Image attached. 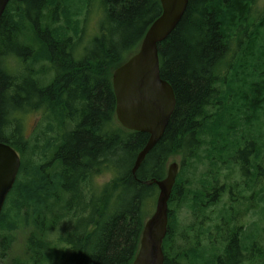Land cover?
<instances>
[{"label":"trees","instance_id":"1","mask_svg":"<svg viewBox=\"0 0 264 264\" xmlns=\"http://www.w3.org/2000/svg\"><path fill=\"white\" fill-rule=\"evenodd\" d=\"M89 1L10 0L1 15L0 141L16 149L21 167L7 196L11 205L0 213V256L22 222L31 225L25 256L8 264H132L158 192L152 181L163 179L178 155L164 264H239L242 239L244 248L254 239L255 264H264L256 223L255 236L236 227L249 195L264 202V0H188L158 44L160 76L173 89L175 109L135 174L149 135L117 123L112 73L138 50L162 7L159 0H98V34L80 46L77 7ZM33 112L42 118L28 135L24 119ZM205 161L198 183L182 178L186 167ZM237 167L245 185L228 181ZM105 171L112 179L96 185ZM221 175L228 200L216 196ZM181 208L192 223L179 231ZM64 220L71 227L53 239ZM219 229L222 256L213 233Z\"/></svg>","mask_w":264,"mask_h":264},{"label":"water","instance_id":"2","mask_svg":"<svg viewBox=\"0 0 264 264\" xmlns=\"http://www.w3.org/2000/svg\"><path fill=\"white\" fill-rule=\"evenodd\" d=\"M9 1L0 0V18ZM159 1L161 14L148 27L138 50L112 73L116 121L124 129L149 135L147 143L136 155L131 169L133 174L162 137L176 104L171 85L160 76L158 44L175 29L188 0ZM20 167L18 152L0 141V213ZM178 169V164L173 162L163 179L152 181L158 188L155 207L144 222L132 264H164L162 242L167 232L168 200Z\"/></svg>","mask_w":264,"mask_h":264},{"label":"rangeland","instance_id":"3","mask_svg":"<svg viewBox=\"0 0 264 264\" xmlns=\"http://www.w3.org/2000/svg\"><path fill=\"white\" fill-rule=\"evenodd\" d=\"M261 7H262V3L260 2L257 5V9L260 10ZM77 8L81 11V14L79 16V23H78V27H79L78 31H80L78 38L81 40V41L79 40L80 41L79 44L80 46L81 45L85 46V44L88 43V41L90 40L92 36H95L98 34L97 32L98 22L101 18L100 6H99L98 0L97 1L90 0L89 2H86V4H84L83 6L79 5ZM255 10L252 12V14H254ZM38 67L40 66H35L36 69H40ZM41 118H42V115L36 112L29 113L28 115H26L24 119L25 133L28 135L34 134L36 126L40 122ZM205 139L208 141L209 138L206 137ZM208 149H209L208 145L204 144L202 147L201 156H204L208 152ZM180 161H181L180 156L178 155L172 156L168 161V166L173 162H176L179 166ZM207 163H208L207 161H205L204 164L199 163V162H194V166L185 168L184 172L182 173V178L193 182V185H195V183H198V179L201 177V173L208 169ZM179 169H180V166H179ZM226 172H227L226 170H222V175L227 174ZM222 175H221V179L225 178ZM112 177L113 176L110 172L105 171V172H102L97 178H95L94 183L98 186H102L106 183H109ZM228 181L230 182L236 181L240 183V177L238 176L236 169L231 171V173L229 174ZM11 199L12 198L9 197L7 198V201H6L7 203L5 202L6 205H9V207L11 205ZM155 199L153 203L151 204V206L150 205L148 206L146 219L149 218V216L154 211ZM248 209L251 212L250 213L251 216L249 217L248 221L247 219H245V222H243V226L246 228V226L250 222L252 223V221L250 220H253V222L256 223L259 229L258 238L256 239L257 246L259 248L262 247V249L264 250V202L259 205H256L253 201L248 207ZM187 216H188V213L186 209L181 208L178 212V221H179L178 230L179 231H180V228L181 229L184 228V225L186 223H189L192 217V216L191 217L189 216L187 217ZM66 221L67 220H64L62 221V223L58 225L56 231L53 234V239H55L59 233H64L66 230H68L71 227V224H68V222ZM256 225L252 223L250 226L247 227V231L249 232L251 231L252 235L254 236L257 235ZM30 230H31V225L27 226V225H24L22 222L18 223L17 230H15L12 233L13 242L10 245V248L6 253V256L5 257L0 256V264H8L11 260H14L16 258H22L23 256H25V243H26V238ZM211 253L214 254L215 249Z\"/></svg>","mask_w":264,"mask_h":264},{"label":"flooded vegetation","instance_id":"4","mask_svg":"<svg viewBox=\"0 0 264 264\" xmlns=\"http://www.w3.org/2000/svg\"><path fill=\"white\" fill-rule=\"evenodd\" d=\"M237 173H238V176L240 177V182L243 185H245L246 184L245 183L246 178L243 175H241L240 168L239 167H237ZM251 176H252V172L251 171H248V178H247V180H248V182H251L254 185L255 178L254 177L251 178ZM219 188L220 189L217 191V195L216 196H219L220 195V197H221L222 200H225V199L228 200L229 194H230L229 192L230 191H229V189H227V190L224 189L223 179H221V177H220ZM211 192H213V190H210L206 194L209 195ZM233 195L234 196L237 195L236 191L233 193ZM254 198H255V193L253 192L251 195H249V200H248L249 206L254 201ZM250 213L251 212H250L249 209L247 211H245L244 209L241 210V213L236 216L237 219H238V223H239V224H236V227L237 228H239V229L240 228H245L243 226V222H245V219H247V221L249 220V217L251 216ZM207 221L208 220H207V217H206V221H204V223H203L205 226L207 224ZM250 221H252V223H253V220H250ZM191 223H192V217H191V219H190V221H189L188 224H191ZM252 223L250 222L246 227L250 226ZM213 233H217L216 237H218V242H217L218 253H219L220 256H222L223 250H224V242H223L222 237H221V235H222V229H219L217 231H213ZM237 233H239V231ZM249 233L250 232L247 231V234L246 235L249 236ZM241 238H242V234H241ZM247 242H248V244H246V246L244 248L243 239H242V245H241V247L243 249L241 250V248L238 247L239 250H241V255H242L241 256V262L239 264H255V245H254V239H251V240L249 239ZM210 246H211V244H210ZM246 249H247V251H246Z\"/></svg>","mask_w":264,"mask_h":264},{"label":"bare ground","instance_id":"5","mask_svg":"<svg viewBox=\"0 0 264 264\" xmlns=\"http://www.w3.org/2000/svg\"><path fill=\"white\" fill-rule=\"evenodd\" d=\"M178 171H179V169H178ZM173 188V187H172ZM158 189V188H157ZM172 192V191H171ZM171 195V194H170Z\"/></svg>","mask_w":264,"mask_h":264}]
</instances>
